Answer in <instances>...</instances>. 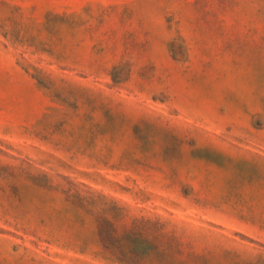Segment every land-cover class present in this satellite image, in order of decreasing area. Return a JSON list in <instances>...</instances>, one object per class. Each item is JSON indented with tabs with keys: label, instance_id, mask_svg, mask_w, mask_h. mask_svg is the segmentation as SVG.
I'll return each mask as SVG.
<instances>
[{
	"label": "rangeland",
	"instance_id": "1",
	"mask_svg": "<svg viewBox=\"0 0 264 264\" xmlns=\"http://www.w3.org/2000/svg\"><path fill=\"white\" fill-rule=\"evenodd\" d=\"M0 264H264V0H0Z\"/></svg>",
	"mask_w": 264,
	"mask_h": 264
}]
</instances>
